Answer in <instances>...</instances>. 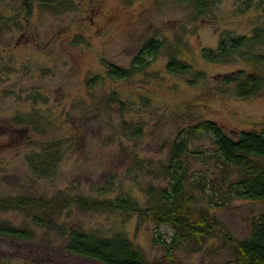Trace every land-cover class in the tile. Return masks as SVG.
Segmentation results:
<instances>
[{"label":"rangeland","instance_id":"obj_1","mask_svg":"<svg viewBox=\"0 0 264 264\" xmlns=\"http://www.w3.org/2000/svg\"><path fill=\"white\" fill-rule=\"evenodd\" d=\"M41 2L0 0V199L129 195L146 203L150 189L170 190L183 168L188 205L207 210L237 240L248 239L264 201L234 197L235 169L225 166L210 133L195 136L189 128L213 120L233 138L261 129L264 86L241 98L222 77L242 71L264 79V58L257 57L264 54V0H204V7L196 0ZM257 28L262 33L253 45ZM235 36L247 38L240 52L227 61L206 58L221 38ZM149 39L162 47L142 69L126 79L109 75L108 65L131 67ZM173 57L191 71H168ZM94 76L99 80L90 87ZM52 147L59 151L54 164L35 168L34 153ZM66 204L52 213L51 227L36 224L32 208H1L0 221L28 229L31 238L0 234V261L101 264L68 253L62 225L108 236L123 232L149 264H169L170 225ZM234 257L216 232L180 242L173 261L232 264Z\"/></svg>","mask_w":264,"mask_h":264},{"label":"trees","instance_id":"obj_2","mask_svg":"<svg viewBox=\"0 0 264 264\" xmlns=\"http://www.w3.org/2000/svg\"><path fill=\"white\" fill-rule=\"evenodd\" d=\"M70 0H42L43 7H54L55 4H67ZM204 7V0H196ZM261 28L255 30V35L249 41L251 44L259 43ZM247 38L235 36L221 38L217 49L205 51L207 59L214 61H227L234 53L240 52L245 46ZM162 47V41L157 39L147 40L134 56L131 67L123 68L116 65H108V73L111 77L118 79L129 78L132 74L142 69L147 64L146 59L155 56ZM263 59L264 54L258 55ZM170 72L186 74L192 66L177 58H172L166 63ZM99 80V76L87 79V85L93 86ZM225 85H234L235 94L241 98H248L259 94L264 86V79L256 73H244L238 71L235 74H227L222 77ZM113 99L120 101L117 94H112ZM190 133L200 136L202 132H208L213 137L215 150L219 153L226 167L235 169L237 179L232 187L234 197L264 201V122L260 130H243L236 138L230 137L222 127L213 120H205L192 125ZM185 143L175 146V151L182 152ZM59 154L57 147L44 148L41 152H35L32 158L33 166L46 171L48 166L54 164ZM47 166V168H46ZM40 170V171H41ZM185 174L182 168L181 173L176 174L170 190L150 189L151 202L141 203L129 195L114 197H90V196H62L52 199L45 197H9L0 199V209L20 207L21 209L37 210L34 222L38 225L51 227L55 221L51 217L57 208H62L66 203L76 204L85 210L111 211L121 216L133 214L152 219L158 224L170 225L175 233L172 241L166 245L169 264H174V251L177 245L187 238H194L198 241L216 232L223 234L235 251L232 264H264V212L254 219L251 233L246 240H237L229 235L225 226L207 210L194 211L190 203V197L185 193ZM64 203V204H63ZM60 232L66 235L64 249L73 255L91 259L101 264H149L142 252L135 246L130 238L123 232L113 235H105L98 231H87L78 227L65 228L59 226ZM0 234L16 237L22 240L31 238V232L23 227L10 225L0 221ZM0 264H9L0 261ZM156 264H165L157 262Z\"/></svg>","mask_w":264,"mask_h":264}]
</instances>
